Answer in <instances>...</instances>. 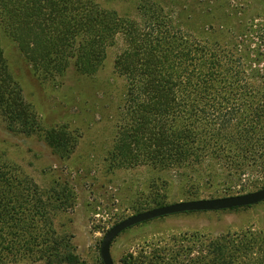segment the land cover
<instances>
[{
	"label": "trees",
	"instance_id": "1",
	"mask_svg": "<svg viewBox=\"0 0 264 264\" xmlns=\"http://www.w3.org/2000/svg\"><path fill=\"white\" fill-rule=\"evenodd\" d=\"M138 17L94 0H0V32L8 33L44 79L58 80L70 67L94 75L108 48L122 40L114 70L125 79L126 93L106 156L110 168L205 165L211 168L207 180L221 175L229 183L236 180L240 190L263 183L264 46L200 40L149 0L139 4ZM0 117L9 132L31 136L41 130L1 41ZM44 138L61 155L71 154L77 143L65 127L46 130ZM152 202L164 205L161 199ZM52 227L33 181L0 162V264H79L68 241L51 235ZM228 244L243 256L241 264H264V232L246 234L235 244L228 238L211 243L217 259L209 264H233L226 260ZM256 252L260 256L254 258ZM135 260L129 256L126 264ZM194 260L201 264L206 257Z\"/></svg>",
	"mask_w": 264,
	"mask_h": 264
},
{
	"label": "rangeland",
	"instance_id": "2",
	"mask_svg": "<svg viewBox=\"0 0 264 264\" xmlns=\"http://www.w3.org/2000/svg\"><path fill=\"white\" fill-rule=\"evenodd\" d=\"M94 1L138 20L143 0ZM149 1L163 8L176 26L200 40H223L244 49L264 46V0ZM0 41L10 72L41 123L39 132L26 136L6 130L0 117V162L31 179L44 195L53 221L51 235L68 241L79 264H103L99 246L108 229L132 214L156 207L154 199L169 204L246 193L264 186L263 182L240 190L236 180L229 183L221 175L207 180L205 175L211 168L205 165L181 170L109 167L106 156L126 93L125 79L114 70V58L123 47L120 38L108 48L102 67L94 75L80 74L70 67L58 80L34 74L4 30ZM53 127L72 132L77 143L71 154L61 155L46 144L44 132ZM260 231L264 232V201L142 222L121 232L112 241L110 252L114 264H126L129 256L138 258L133 264H199L194 259L201 256L206 257L201 264H209L217 259L211 243L228 238L235 244L242 236ZM259 256L253 254L254 258ZM226 260L233 264L244 261L232 244H228Z\"/></svg>",
	"mask_w": 264,
	"mask_h": 264
},
{
	"label": "water",
	"instance_id": "3",
	"mask_svg": "<svg viewBox=\"0 0 264 264\" xmlns=\"http://www.w3.org/2000/svg\"><path fill=\"white\" fill-rule=\"evenodd\" d=\"M262 201H264V186L257 190L246 193L228 195L223 197L182 200L137 212L122 219L108 229V231L103 236L99 246L100 259L103 264H114L110 252L112 241L121 232L139 223L176 213L193 211H219L248 207Z\"/></svg>",
	"mask_w": 264,
	"mask_h": 264
}]
</instances>
